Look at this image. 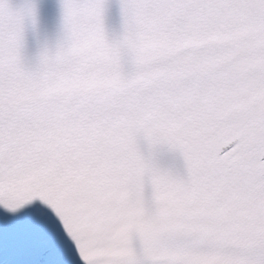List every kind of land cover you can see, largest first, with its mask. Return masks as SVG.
<instances>
[{
    "label": "snow or ice",
    "instance_id": "obj_1",
    "mask_svg": "<svg viewBox=\"0 0 264 264\" xmlns=\"http://www.w3.org/2000/svg\"><path fill=\"white\" fill-rule=\"evenodd\" d=\"M0 264H264V0H0Z\"/></svg>",
    "mask_w": 264,
    "mask_h": 264
}]
</instances>
